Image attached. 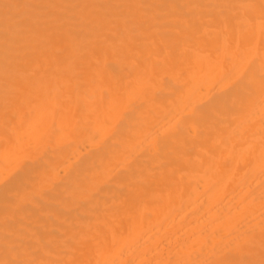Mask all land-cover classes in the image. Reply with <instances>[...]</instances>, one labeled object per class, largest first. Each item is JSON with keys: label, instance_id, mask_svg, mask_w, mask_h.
I'll return each instance as SVG.
<instances>
[{"label": "bare ground", "instance_id": "bare-ground-1", "mask_svg": "<svg viewBox=\"0 0 264 264\" xmlns=\"http://www.w3.org/2000/svg\"><path fill=\"white\" fill-rule=\"evenodd\" d=\"M0 227V264H264V0H0Z\"/></svg>", "mask_w": 264, "mask_h": 264}, {"label": "rangeland", "instance_id": "rangeland-1", "mask_svg": "<svg viewBox=\"0 0 264 264\" xmlns=\"http://www.w3.org/2000/svg\"><path fill=\"white\" fill-rule=\"evenodd\" d=\"M4 227V226H3ZM0 229H2V227H0ZM166 246H163L162 248L164 249Z\"/></svg>", "mask_w": 264, "mask_h": 264}]
</instances>
